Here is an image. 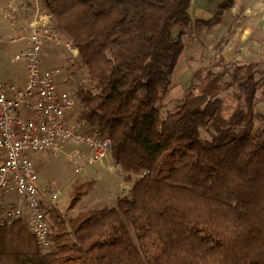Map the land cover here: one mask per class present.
Masks as SVG:
<instances>
[{
    "label": "trees",
    "instance_id": "trees-1",
    "mask_svg": "<svg viewBox=\"0 0 264 264\" xmlns=\"http://www.w3.org/2000/svg\"><path fill=\"white\" fill-rule=\"evenodd\" d=\"M40 1L79 49L76 119L112 139L125 172H148L113 207L73 216L44 202L48 254L26 220L0 224V264H264L263 61L225 56L247 8L169 100L185 36L222 22L235 0L207 20H194L193 0Z\"/></svg>",
    "mask_w": 264,
    "mask_h": 264
},
{
    "label": "built area",
    "instance_id": "built-area-1",
    "mask_svg": "<svg viewBox=\"0 0 264 264\" xmlns=\"http://www.w3.org/2000/svg\"><path fill=\"white\" fill-rule=\"evenodd\" d=\"M28 28L25 45L12 59L25 65V83L0 81V224L26 220L39 251L48 254L54 246L53 228L43 203L54 202L60 192L55 181L40 184L34 155L48 152L57 156L68 143H76L86 146L66 153L76 171L98 161L112 172L118 168L112 139L73 118L77 106L74 92L59 87L56 75L60 69L45 65L47 42L62 47L72 61L79 58V49L66 32L53 26L50 16L38 9Z\"/></svg>",
    "mask_w": 264,
    "mask_h": 264
},
{
    "label": "rangeland",
    "instance_id": "rangeland-1",
    "mask_svg": "<svg viewBox=\"0 0 264 264\" xmlns=\"http://www.w3.org/2000/svg\"><path fill=\"white\" fill-rule=\"evenodd\" d=\"M11 3L13 4L12 8L9 7ZM219 3L220 0H193L192 15H194V18H200L199 20L210 19L217 14ZM23 7L27 10L25 18L33 17L37 9L41 14H48L46 7L40 0H0V81L10 80V82H13L11 80H13L15 72L18 68L22 69L23 67L21 62H12L13 54L20 47L17 49L18 45L7 39V37L12 38V31L8 30H17L19 25L24 22L23 14H21ZM12 15H16V17L12 18ZM231 18L230 10H227L222 22L213 26L198 25L200 33L207 31L205 36H201L199 32L197 33L198 35H194L193 33L195 32H193L185 36L186 49L172 77L173 88L169 100L181 96L191 81L193 71L202 67L203 63H207L209 58L214 55L215 45L228 30ZM27 31L29 32V29ZM28 32H25V34L27 35ZM53 45L56 44L47 42L44 47L43 56L44 59L46 56L45 65L47 56H52L53 61L49 60L47 68L60 69L61 72L56 75L59 87H66L68 90L74 92L76 84L85 78V72L84 70H79L77 75L72 76L71 56L67 55L66 51L58 45L56 46L60 48L54 50ZM232 53L238 55L239 51H237V48H234L232 49ZM234 60L237 59L235 58ZM165 103L167 106L165 104L164 110L174 107L173 103ZM260 106H262L261 108L264 111V103ZM80 108L81 104L78 102L72 113L73 118L78 117ZM85 147V145L68 143L57 156L48 152H42L37 153L39 155L34 158L36 168L42 177L47 181L52 182L54 180L59 189L58 199L50 203L62 209L67 215L74 216L89 209L116 206L117 195L124 193V189H121V186L127 187L126 193L132 187L135 180L140 177L138 174H124L122 167L117 165V163L115 164L118 169L112 172L101 161L94 164H84L79 172L76 171L73 162L67 160L66 153L71 152L75 148ZM162 161L164 165L169 164L167 158H164Z\"/></svg>",
    "mask_w": 264,
    "mask_h": 264
},
{
    "label": "crops",
    "instance_id": "crops-1",
    "mask_svg": "<svg viewBox=\"0 0 264 264\" xmlns=\"http://www.w3.org/2000/svg\"><path fill=\"white\" fill-rule=\"evenodd\" d=\"M241 7L247 8V11H246L247 20H246L245 24L243 25V27L240 29L238 36H237L236 40L234 41V43L232 44V46L227 48V50H225L226 59L230 60V61H234V59L236 58L240 62L246 61V60L261 59L263 61L261 68L264 70V0H235L234 6L230 9L232 20H233L235 13ZM192 8H193V6L191 7V14L193 13ZM22 10L23 11L21 14H23L24 22H22V24L19 25L17 30H8V31H12L11 32L12 38L7 37V39H10V41H12L18 45L17 49L19 47L21 48L25 45L26 36H27L25 34V32H28L27 30L29 29L28 28V22L30 21V18H25L26 14H27V10H25L24 7L22 8ZM47 15L50 16V19H51V15L49 14V12ZM12 16L14 18L16 17V15H12ZM192 16L194 18V15H192ZM196 19H198V18H194V20H196ZM232 20H231V22H232ZM51 22H52V19H51ZM199 24L203 25L202 23L196 24V27H194V30H195L194 31L195 33H193L194 35L199 32L198 31V25ZM203 26H206V25H203ZM199 34L201 36H205L207 34V31L204 33L199 32ZM50 45H52V44H50ZM53 46H54V50L60 48L56 45H53ZM234 48H237V51H239L238 55H234L232 53V49H234ZM47 50L48 49L46 47V51ZM6 51H8V50H6ZM46 51H45V54H46ZM14 55L15 54H13V56ZM47 57L48 58L46 60V67L49 66V65H47L49 60L53 61L52 56H47ZM12 59H13V57H12ZM45 59H46V56H45ZM12 62H13V60H12ZM206 64H207L206 62L203 63V66ZM22 65H23L22 69L18 68L17 71L15 72L13 80H11V81L18 83L20 85H23L26 81L25 65L23 63H22ZM8 81H10V80H8ZM263 103H264V101H262V104ZM37 155H39V154L34 155L33 158H35ZM34 163H35V161H34ZM122 171L124 174H129L128 172H125L124 170H122ZM39 177H40V184L42 186H45L51 182V181L45 180L44 177H42V175L40 173H39ZM52 181H54V180H52ZM121 189H124L123 190L124 193L122 195H120V194L117 195L118 198L122 197L125 194V190H127V187L121 186ZM60 210L63 211L62 209H60Z\"/></svg>",
    "mask_w": 264,
    "mask_h": 264
}]
</instances>
